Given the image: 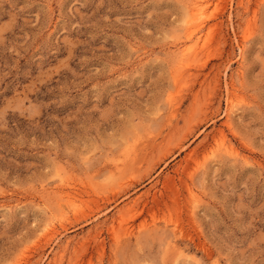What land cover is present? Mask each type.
<instances>
[{"label": "rangeland", "instance_id": "rangeland-1", "mask_svg": "<svg viewBox=\"0 0 264 264\" xmlns=\"http://www.w3.org/2000/svg\"><path fill=\"white\" fill-rule=\"evenodd\" d=\"M0 264H264V0H0Z\"/></svg>", "mask_w": 264, "mask_h": 264}, {"label": "bare ground", "instance_id": "bare-ground-1", "mask_svg": "<svg viewBox=\"0 0 264 264\" xmlns=\"http://www.w3.org/2000/svg\"><path fill=\"white\" fill-rule=\"evenodd\" d=\"M196 6H198V5H196ZM196 6H195V7H196ZM195 7H193L192 10H195V11L200 10L198 7H196V8H195ZM192 12H193V11H192ZM194 15H195V13H194ZM187 22H188V20H187ZM189 30H190V29H189ZM194 31H195V29H194V30H190V31L188 32V37H191V35L194 33ZM65 192H66V191H65ZM70 194H71V193H69V192L66 194L68 200L70 199ZM71 196H72V195H71ZM69 202H70V201H69Z\"/></svg>", "mask_w": 264, "mask_h": 264}]
</instances>
